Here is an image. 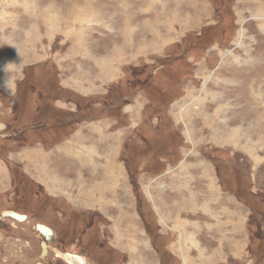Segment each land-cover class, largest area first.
<instances>
[{
  "label": "rangeland",
  "instance_id": "rangeland-1",
  "mask_svg": "<svg viewBox=\"0 0 264 264\" xmlns=\"http://www.w3.org/2000/svg\"><path fill=\"white\" fill-rule=\"evenodd\" d=\"M0 164V264H264V0H0Z\"/></svg>",
  "mask_w": 264,
  "mask_h": 264
},
{
  "label": "flooded vegetation",
  "instance_id": "flooded-vegetation-1",
  "mask_svg": "<svg viewBox=\"0 0 264 264\" xmlns=\"http://www.w3.org/2000/svg\"><path fill=\"white\" fill-rule=\"evenodd\" d=\"M4 214L2 215L3 216L2 219H8V221H12V223H14V224L16 223L19 225H25L27 223V221L29 220L27 216L21 215L20 213H17V214L20 217H23V219L21 221H19L18 219L8 217ZM34 229H35L36 233L38 234V236H35V234H33V233H24V234H26V236H29V238L26 236L17 237L18 241H21V239L25 240V243H26V245L24 246L25 249L27 251L28 250L31 251V253L29 255H31V254L34 255L35 250L38 248V251L40 252V260H45L46 257L49 256L50 253H52L55 257H59L60 259H62L60 256H56V254L65 255L64 253H67V252H65V251L61 252L60 246L63 245L64 241L62 239H57L56 232H54L52 229H50L46 226L40 225V224L35 225ZM7 239H8L7 235L0 231V247L2 245L1 242H5L4 240H7ZM37 239H40L41 243H40V241L38 242ZM7 247L8 246L4 247L3 250L4 251L9 250V249H6ZM0 250H2V249H0ZM3 252H1V253H3ZM67 255H69V253H67ZM69 256H72V255L70 254Z\"/></svg>",
  "mask_w": 264,
  "mask_h": 264
},
{
  "label": "crops",
  "instance_id": "crops-1",
  "mask_svg": "<svg viewBox=\"0 0 264 264\" xmlns=\"http://www.w3.org/2000/svg\"><path fill=\"white\" fill-rule=\"evenodd\" d=\"M34 151H36V149L34 150ZM72 156V155H71ZM73 157H76V155H74ZM31 159V158H30ZM47 160H49V159H46V161ZM49 162V161H48ZM27 163H29V165H33L34 167L36 166L37 167V165H36V162H35V159H33V160H28L27 161ZM47 165V164H46ZM45 165V166H46ZM0 166L2 167V164H0ZM32 166V167H33ZM6 168V169H5ZM3 170V171H2ZM5 172H6V174H5ZM0 186H1V182H8V173H7V167H5L4 166V169L3 168H1L0 169ZM43 179L44 180H38L37 182H39V183H43L44 184V189H45V191H48L49 192V189H50V187H52L53 186V184H55L56 185V182H54L49 176H47L46 174H45V176H43ZM6 211H8V210H6Z\"/></svg>",
  "mask_w": 264,
  "mask_h": 264
},
{
  "label": "bare ground",
  "instance_id": "bare-ground-1",
  "mask_svg": "<svg viewBox=\"0 0 264 264\" xmlns=\"http://www.w3.org/2000/svg\"><path fill=\"white\" fill-rule=\"evenodd\" d=\"M128 35V34H127ZM111 175V173H110ZM12 214L14 216H16V212H12V211H6L4 215L8 216V217H11L13 218ZM18 215V214H17ZM19 216V215H18ZM15 219V218H14ZM38 230V229H37ZM42 230V229H41ZM43 255V254H42ZM59 256L64 260L66 261L68 264H83V260L82 258L80 257H77V256H66V255H62V254H59Z\"/></svg>",
  "mask_w": 264,
  "mask_h": 264
},
{
  "label": "water",
  "instance_id": "water-1",
  "mask_svg": "<svg viewBox=\"0 0 264 264\" xmlns=\"http://www.w3.org/2000/svg\"><path fill=\"white\" fill-rule=\"evenodd\" d=\"M12 216H13V218L18 219L19 221H21V220L23 219V217H20V216H18L17 214H16V216H14V215L12 214Z\"/></svg>",
  "mask_w": 264,
  "mask_h": 264
}]
</instances>
